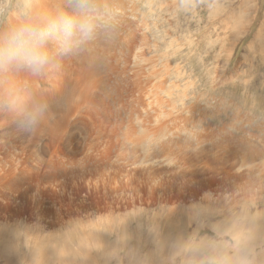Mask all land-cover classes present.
Returning <instances> with one entry per match:
<instances>
[{
    "label": "rangeland",
    "instance_id": "obj_1",
    "mask_svg": "<svg viewBox=\"0 0 264 264\" xmlns=\"http://www.w3.org/2000/svg\"><path fill=\"white\" fill-rule=\"evenodd\" d=\"M92 2L59 67L0 72V264H264V0ZM76 14L0 0V37Z\"/></svg>",
    "mask_w": 264,
    "mask_h": 264
},
{
    "label": "clouds",
    "instance_id": "obj_2",
    "mask_svg": "<svg viewBox=\"0 0 264 264\" xmlns=\"http://www.w3.org/2000/svg\"><path fill=\"white\" fill-rule=\"evenodd\" d=\"M76 15H63L44 27L23 26L10 35L0 37V72L22 69L39 74L45 68L59 67L55 56H66L92 40L95 35V5L92 0H71ZM201 0H179V7L189 11ZM211 7V5H210ZM49 44L55 46L54 53ZM45 108L37 107L23 114L20 127L31 132L40 124Z\"/></svg>",
    "mask_w": 264,
    "mask_h": 264
},
{
    "label": "bare ground",
    "instance_id": "obj_3",
    "mask_svg": "<svg viewBox=\"0 0 264 264\" xmlns=\"http://www.w3.org/2000/svg\"><path fill=\"white\" fill-rule=\"evenodd\" d=\"M79 174H77V176H78ZM75 176H76V174H75ZM53 224H57V222H53ZM67 224H69V222H67ZM80 232V231H79ZM81 233V232H80ZM38 264H40V263H38Z\"/></svg>",
    "mask_w": 264,
    "mask_h": 264
}]
</instances>
